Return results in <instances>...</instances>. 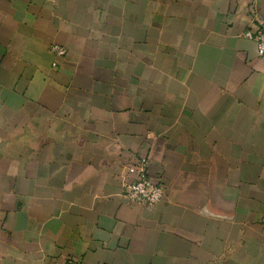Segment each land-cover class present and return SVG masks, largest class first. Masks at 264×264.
I'll list each match as a JSON object with an SVG mask.
<instances>
[{
  "label": "crops",
  "instance_id": "1",
  "mask_svg": "<svg viewBox=\"0 0 264 264\" xmlns=\"http://www.w3.org/2000/svg\"><path fill=\"white\" fill-rule=\"evenodd\" d=\"M251 9L0 0V264H264ZM142 155L151 205L123 196Z\"/></svg>",
  "mask_w": 264,
  "mask_h": 264
},
{
  "label": "built area",
  "instance_id": "2",
  "mask_svg": "<svg viewBox=\"0 0 264 264\" xmlns=\"http://www.w3.org/2000/svg\"><path fill=\"white\" fill-rule=\"evenodd\" d=\"M251 24L243 32L247 38L253 39L256 43L259 55H264V24L251 9ZM57 53H64L62 47L55 46ZM126 172L131 176L129 181L124 183L123 196L135 202L154 204L164 196L163 184L154 180L148 173V160L146 156H139L126 167ZM70 264H78L73 261Z\"/></svg>",
  "mask_w": 264,
  "mask_h": 264
}]
</instances>
